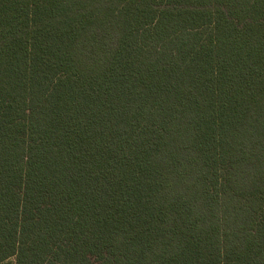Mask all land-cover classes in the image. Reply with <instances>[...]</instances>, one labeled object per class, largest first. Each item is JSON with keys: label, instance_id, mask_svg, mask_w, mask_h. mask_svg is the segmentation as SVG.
I'll use <instances>...</instances> for the list:
<instances>
[{"label": "trees", "instance_id": "16d2710c", "mask_svg": "<svg viewBox=\"0 0 264 264\" xmlns=\"http://www.w3.org/2000/svg\"><path fill=\"white\" fill-rule=\"evenodd\" d=\"M264 264V0H0V264Z\"/></svg>", "mask_w": 264, "mask_h": 264}, {"label": "rangeland", "instance_id": "374dc122", "mask_svg": "<svg viewBox=\"0 0 264 264\" xmlns=\"http://www.w3.org/2000/svg\"><path fill=\"white\" fill-rule=\"evenodd\" d=\"M5 264H14V261L13 260H8V261H6Z\"/></svg>", "mask_w": 264, "mask_h": 264}]
</instances>
